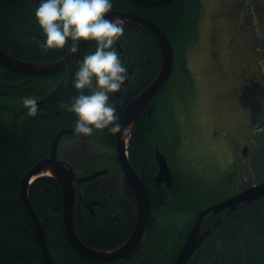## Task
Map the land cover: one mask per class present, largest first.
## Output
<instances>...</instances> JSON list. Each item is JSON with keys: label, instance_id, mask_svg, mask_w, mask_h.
<instances>
[{"label": "trees", "instance_id": "16d2710c", "mask_svg": "<svg viewBox=\"0 0 264 264\" xmlns=\"http://www.w3.org/2000/svg\"><path fill=\"white\" fill-rule=\"evenodd\" d=\"M39 2L40 0H17L13 4L0 5V47L22 59L50 62L64 56L71 48V41L62 49L47 52L40 47L43 33L35 17ZM198 3V0L187 3L185 0H175L161 7L148 9L130 0H113L112 10L138 11L139 8L146 11L149 17L169 31L174 42L190 13L192 17L195 11L198 12ZM136 25L125 24V32L118 42L119 49L122 48L124 56L126 55L128 63L131 64L134 57H137L138 38L141 46L139 58L144 60V64L148 63L145 67L147 72L141 74L140 82L132 89H135L133 97L152 82L162 64V53L155 37L148 31L145 34L142 27L139 30ZM94 47V43L90 42L72 61L70 69L48 76L30 77L0 64V109L14 110L11 118H0V264H44L33 221L20 197V183L40 158L50 154L55 135L63 128L75 124V114L68 111L71 97L78 94L71 82L72 73L77 66V60L85 52L93 51ZM145 55L149 57L148 62ZM63 79L64 90L57 100L39 109L35 117L23 116V108L19 106L23 103V97L42 98L52 92ZM2 99L18 102V106L5 104ZM154 112H143L130 140L131 157L135 166L141 165L146 185L150 182L153 184V176L158 170L155 156L157 142L154 136L157 121ZM262 164L263 166H259L261 172L257 171L261 181L264 180V163ZM187 191L186 178L179 174H175L174 190L163 191L157 187L154 190L155 194L180 198L187 195ZM29 196L43 222L56 264H81L87 261L76 253L67 238L63 224L64 195L57 178L51 175L39 176L31 183ZM263 198L256 201L258 207L250 211L253 215L251 220L257 224L256 232L246 233L241 230L234 235H228L227 231L221 233L224 226L221 225L219 229L220 243L234 245L236 264H264V234L261 232L264 229ZM185 200L178 199L175 207L185 208ZM237 220L246 222L242 216ZM127 223L128 219L102 228L97 215H92L82 204L76 202V229L80 238L88 245L101 248L106 246L107 238H121L119 234H114L115 230L127 229ZM74 253L78 255L77 258L73 256Z\"/></svg>", "mask_w": 264, "mask_h": 264}, {"label": "rangeland", "instance_id": "374dc122", "mask_svg": "<svg viewBox=\"0 0 264 264\" xmlns=\"http://www.w3.org/2000/svg\"><path fill=\"white\" fill-rule=\"evenodd\" d=\"M238 1H201L203 18L198 22L190 13L174 40L173 72L157 97V146L173 172L186 178L191 193L182 197L190 202L185 208L173 204L172 227L177 233L197 209L261 181L257 171L264 163V0H242L237 6L243 7L242 15L236 11L234 20L243 19L233 26V19L224 16ZM223 46L224 56L216 58L213 51ZM245 78L247 87L241 85ZM2 102L18 106L10 99ZM19 106L23 116H29L23 103ZM13 111L0 109V118H11Z\"/></svg>", "mask_w": 264, "mask_h": 264}, {"label": "flooded vegetation", "instance_id": "af4514ba", "mask_svg": "<svg viewBox=\"0 0 264 264\" xmlns=\"http://www.w3.org/2000/svg\"><path fill=\"white\" fill-rule=\"evenodd\" d=\"M201 1L203 2V0ZM201 1L197 4L198 12L195 11L193 14V18L197 22L203 18V8ZM241 2L242 0L235 2L232 8L225 11L224 17L230 20L233 19V26H235L238 19H243L244 15L240 16V18H238L237 20H234V14L236 13V11H239L242 15L243 7L237 8L238 4H240ZM137 10L138 11L133 12L140 13L144 16L149 17L146 11L139 8H137ZM141 11H144V13H141ZM136 26L137 28H139V30L142 27L141 30H143L145 34H148V31L154 36V34L147 28L141 25ZM195 27L198 28L199 26L195 25ZM165 30L170 36L169 31L167 29ZM186 39L187 37L185 38V40ZM137 41V57H134L133 62L129 64L126 59V55L124 56L125 63L128 67V80L125 82L124 88L112 96V100L117 106L120 120L126 107L135 97H133V92L135 91V89H132L137 86V83L140 82L141 74L143 75L147 72V70H145V67L148 63L144 64V60L139 58L141 46L138 38ZM223 49L225 51L224 46L220 50L215 49L213 51V54H215L216 58L220 55L224 56ZM120 51L122 52L121 47ZM122 54L124 55L125 52H122ZM145 57L146 61L148 62V55H145ZM245 80L246 78L243 81L245 82ZM241 85L247 87L246 82L244 84L241 83ZM243 86H241L240 89L244 88ZM157 97L158 95L155 97V103L153 102L154 100L150 101L144 111H152L150 114L154 112V108H156L157 104ZM68 127L73 128L74 125ZM116 135L117 134H115L114 137L113 134L107 132V130H97L91 137H84L77 132H73L71 134L64 135L61 138L58 148L59 158L61 160H66L75 170L76 186L78 191L76 202L80 203V205L82 204V206L88 209L92 215H97L102 228L111 226L115 222H122V220L128 219L127 224L129 227L127 229L115 230L114 234H119L121 238L115 240H110L109 238H107L105 240L106 246L101 248L91 244L89 245L92 248L102 251H111L122 246L131 236L138 216L137 198L131 186L130 180L124 171L116 142ZM66 137H68L67 142H65V139H67ZM97 147H100V150H97ZM247 147V144L244 143L243 149H246ZM128 157L135 170L142 177H144V171L141 169V165L140 167L135 166L134 161L131 157L130 142L128 144ZM98 171H103V173L87 180H79V178L82 176H88ZM158 171L159 167L157 173ZM157 173L153 176V184H150V182L147 185L151 197V210L145 230L136 247L124 257L111 261H93L84 257L74 249L77 254L87 260L83 263L81 262V264H174L200 212L211 205L200 210L198 209L196 211V214L198 212L199 213L190 221V223H188V225L183 229V232L177 233L176 229L172 227V210H174L173 208L178 202V199L184 200L186 198L182 199L177 196L155 194L154 190L156 187L163 191H172V189L174 190V186L169 188L164 182H156ZM236 192L238 191L229 193L226 198L230 197ZM258 200H255L253 202L241 203L235 209L226 208L218 213L210 212L209 214H207L201 223L200 234L205 235L207 231L210 232L209 234L205 235L203 242L192 253L186 264H236L234 245H226L220 243L219 229L221 225L224 226L221 229V233L224 234L227 231L226 233H229L228 235H234L236 233H239L241 230L246 233L256 232L257 224L251 220L253 215L250 213V211L258 207L255 204V202ZM241 216L246 219V222H239L237 220ZM261 232L264 234L263 228ZM76 253H74L73 256L77 258L78 255Z\"/></svg>", "mask_w": 264, "mask_h": 264}, {"label": "water", "instance_id": "95a60500", "mask_svg": "<svg viewBox=\"0 0 264 264\" xmlns=\"http://www.w3.org/2000/svg\"><path fill=\"white\" fill-rule=\"evenodd\" d=\"M17 0H0V5L12 4ZM135 4L156 8L165 5L174 0H130ZM110 16H119L123 18L126 23L141 25L150 30L162 52V66L155 79L141 91L126 107L120 123L124 126L125 131L116 135V142L119 150V155L122 161L127 177L130 180L131 186L134 190L138 202V216L134 230L129 239L117 249L111 251H102L87 245L79 236L75 225V204L77 197L76 173L74 168L66 160H60L58 155V147L61 138L64 135L71 134L74 127H68L61 130L54 137L50 154L46 157L40 158L36 164L24 175L20 183V197L30 214L33 225L38 237L41 248V254L44 264H56L49 245L47 233L44 229L43 222L40 219L37 211L29 196V189L31 183L42 175H51L57 178L60 182L64 195V211L63 224L67 238L71 246L84 257L93 261H111L124 257L131 252L138 244L141 236L145 230L146 223L151 210V197L148 187L143 177L135 170L128 157V144L131 134L141 116L144 109L150 101L154 100L158 91L170 78L174 66V48L170 37L164 28L150 17L132 11L111 10ZM89 41L81 40L79 43V52L72 53L71 49L60 59L50 62H36L31 60L16 57L9 52L4 51L0 47V64L7 69L19 74L28 76H48L65 69H69L73 60L84 50ZM65 80L46 96L38 100L39 109L46 103H51L57 100L63 93ZM152 112V111H151ZM150 112V113H151ZM156 160L159 166V171L156 176V182H164L167 187H172L175 183L174 173L169 164L166 155L156 148ZM50 172L46 174L45 172ZM103 171L95 172L88 176H82L80 181L93 178ZM261 197H264V181L254 184L216 204H213L202 210L195 221L186 241L183 244L174 264H186L192 253L203 242L205 235L200 234V227L203 219L210 212L218 213L223 209H235L239 204L245 202H253Z\"/></svg>", "mask_w": 264, "mask_h": 264}, {"label": "clouds", "instance_id": "9594fccd", "mask_svg": "<svg viewBox=\"0 0 264 264\" xmlns=\"http://www.w3.org/2000/svg\"><path fill=\"white\" fill-rule=\"evenodd\" d=\"M113 0H40L36 22L43 33L44 51L62 49L71 41V52H79L81 40L93 42V51L77 60L72 85L78 94L71 97L68 111L76 116L74 131L91 137L97 130L112 134L125 131L112 96L128 80L125 57L118 47L126 21L110 16ZM28 115L39 112L35 96L23 97Z\"/></svg>", "mask_w": 264, "mask_h": 264}, {"label": "bare ground", "instance_id": "6f19581e", "mask_svg": "<svg viewBox=\"0 0 264 264\" xmlns=\"http://www.w3.org/2000/svg\"><path fill=\"white\" fill-rule=\"evenodd\" d=\"M146 8H151V7H146ZM151 9H155V8H151ZM125 24H127V23H125ZM89 43H90V42H89ZM89 43H88V44H89ZM88 44H87V45H88ZM86 47H87V46H86ZM86 47H85V48H86ZM85 48H84V49H85ZM59 59H60V58H59ZM69 68H70V67H69ZM159 71H160V69H159ZM158 73H159V72H158ZM59 75H60V74H59ZM157 75H158V74H157ZM157 75H156V76H157ZM27 76H28V75H27ZM30 77H31V76H30ZM37 78H38V77H37ZM154 79H155V78H154ZM154 79H153V80H154ZM153 80H152V81H153ZM117 93H118V92H117ZM45 173H46V174H50L49 171H48V172H45ZM225 198H226V197H225ZM75 206H76V204H75Z\"/></svg>", "mask_w": 264, "mask_h": 264}]
</instances>
